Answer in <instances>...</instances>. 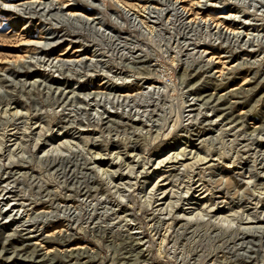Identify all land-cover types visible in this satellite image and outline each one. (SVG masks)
I'll return each instance as SVG.
<instances>
[{"label":"rangeland","instance_id":"rangeland-1","mask_svg":"<svg viewBox=\"0 0 264 264\" xmlns=\"http://www.w3.org/2000/svg\"><path fill=\"white\" fill-rule=\"evenodd\" d=\"M0 264H264V0H0Z\"/></svg>","mask_w":264,"mask_h":264},{"label":"bare ground","instance_id":"bare-ground-1","mask_svg":"<svg viewBox=\"0 0 264 264\" xmlns=\"http://www.w3.org/2000/svg\"><path fill=\"white\" fill-rule=\"evenodd\" d=\"M133 4V3H132ZM28 6V5H27ZM35 7V6H34ZM227 17V16H226ZM223 19V18H222ZM27 44L32 45L33 41H27ZM19 57V56H18ZM17 58V57H16ZM14 60V59H13ZM188 180V179H187ZM198 190V189H197ZM60 234V233H59Z\"/></svg>","mask_w":264,"mask_h":264}]
</instances>
